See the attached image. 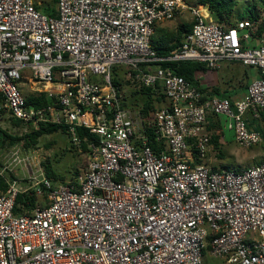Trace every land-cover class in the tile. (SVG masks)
<instances>
[{
    "label": "built area",
    "instance_id": "obj_1",
    "mask_svg": "<svg viewBox=\"0 0 264 264\" xmlns=\"http://www.w3.org/2000/svg\"><path fill=\"white\" fill-rule=\"evenodd\" d=\"M178 9L191 12L192 28L168 56H157L153 27ZM165 61L209 70L239 62L264 74V23L225 27L184 0H57L55 17L35 0H0V112L25 127L62 126L73 145L86 143L88 156L74 180L54 182L35 169L7 183L0 264H203L206 254L264 264V162L213 168L206 127L208 116L222 115L236 144H260L244 115L264 119V78L251 80L237 101L202 100L170 67L141 68ZM118 65L132 89L161 90L166 105L151 119L123 106L111 80ZM25 83L53 104H28ZM79 129L97 140L80 139ZM147 129L163 145L157 153ZM20 194L35 205L16 215Z\"/></svg>",
    "mask_w": 264,
    "mask_h": 264
},
{
    "label": "trees",
    "instance_id": "obj_2",
    "mask_svg": "<svg viewBox=\"0 0 264 264\" xmlns=\"http://www.w3.org/2000/svg\"><path fill=\"white\" fill-rule=\"evenodd\" d=\"M56 3L57 0H51L50 4H44L41 5V3L36 2V9L40 10L42 13L55 17L56 16ZM197 3L200 5H204L208 8L210 14L213 16V19L215 22L224 25L225 27L232 26L235 21L242 20V19H248L251 22L255 23L260 21L261 23H264V17L261 18V13L264 14V0H257V3H250L247 6H244V10H242L239 13H234L236 10V7L239 4V0H197ZM257 4L260 6V9H258ZM235 19V20H233ZM187 26H180L177 29V38L175 40L174 45L166 46L163 45L157 46L152 44L151 46L154 49L157 56L160 57H166L169 55V53L178 47L181 44L180 38H183V35L187 34L190 29ZM262 33V28L259 27L258 34ZM152 68L156 65H161L163 67L167 66L170 67L175 74L182 76L185 80L189 81L193 85L197 86L199 88V91L202 94V100L211 99L213 97H219L223 98L225 97L222 95L219 90L216 87L212 88H205L201 87L198 83V81L195 79V73L196 72H205L208 70V68L198 62L193 61H180V62H161V63H154ZM119 68L113 67L111 72V80L114 86H120L123 82L120 81V79L117 77V71ZM261 78H264V74H260ZM130 85L128 81H125ZM138 93L142 95V98L144 100L142 103L138 104L137 106H131L126 102V99L123 98L125 101L123 103V106L126 107H133L135 108L139 114L140 117L143 120H149L153 116L154 112L162 108L166 105V100L164 98V95L160 92V89L158 87L152 88H142L138 90ZM228 98V97H226ZM25 100L28 104H32L36 107H46L53 104V101L51 98H48L45 94H39L36 95L34 93H30L28 95H25ZM3 111L0 112V117ZM9 121V125L11 129H15V133L11 134L5 129H2L0 125V147H3L5 145H10L15 142H21L22 145L26 148H30L34 146L37 143V140L39 137L43 135H50L53 133H65V129L62 126L55 125V124H47V123H40L38 126L34 127L32 125H28L25 127L19 120L9 116L5 115ZM208 122L213 121L217 123V119H215L214 116H208L207 117ZM80 139H86L87 141H93L95 142L97 138L89 133L85 129H79L77 132ZM147 140L149 146L157 153L160 148L163 147L162 144H159L154 141L153 136L151 135L149 129H147ZM211 142L215 147H218V143L216 141L215 137L211 138ZM81 146L86 149V143L84 141L81 142ZM264 161L260 162L263 163ZM259 164V163H258ZM224 168H231V167H224ZM239 171L238 169H236ZM46 177L54 181L55 175L53 171H50L46 169ZM79 173L74 176L73 180L78 177ZM61 180V179H60ZM60 180H56L54 182H63ZM7 188V185L3 179V177L0 175V192H4ZM35 205V197L28 196L27 194H20L17 196L16 203L13 209V213L16 215L23 214L25 211L30 210Z\"/></svg>",
    "mask_w": 264,
    "mask_h": 264
},
{
    "label": "rangeland",
    "instance_id": "obj_3",
    "mask_svg": "<svg viewBox=\"0 0 264 264\" xmlns=\"http://www.w3.org/2000/svg\"><path fill=\"white\" fill-rule=\"evenodd\" d=\"M35 1L41 3V5L51 3V0ZM250 3H257V0H239V4L234 13L241 12L244 10L243 7ZM257 7L260 9L258 4ZM261 16V18H263L264 14L261 13ZM117 67L120 68L117 71V76L120 81L123 82V87L128 90L126 97L124 96L126 102L131 106H137L139 103L141 104L144 100L142 95L138 93V90L132 89V86L128 87V83L124 81V74L126 72L125 67L123 65H118ZM208 75L210 74L204 76L207 80ZM242 84L243 83H241V85ZM21 88L25 95L32 93L28 83L23 84ZM3 113L4 114L1 115L2 117H0V125L3 127L2 129H5L11 134L15 133L17 130L10 128L9 121L5 116L7 115V112L4 111ZM218 119L224 129L225 137L223 139L216 138L218 147H215V145L211 143L213 150L210 162L213 168L231 167L233 169L241 170L264 161V119L262 129H253L252 127V130L260 131L257 132L262 136L261 143L249 147L236 144V142H234L233 133L224 127V116L221 115ZM15 156L17 159H15ZM87 159V150L81 146V142L78 146L73 145L66 133L58 132L39 137L37 143L30 148L24 147L21 142H15L0 147V173L6 185L7 183H11L14 180L27 176L35 169H41L44 175H46V169L53 171L56 180H73L77 173H79L80 176L83 174ZM1 193L3 192H0V194ZM37 202H40V199H38ZM203 264L224 263L218 259H213L210 256H205Z\"/></svg>",
    "mask_w": 264,
    "mask_h": 264
},
{
    "label": "crops",
    "instance_id": "obj_4",
    "mask_svg": "<svg viewBox=\"0 0 264 264\" xmlns=\"http://www.w3.org/2000/svg\"><path fill=\"white\" fill-rule=\"evenodd\" d=\"M184 1L186 4L190 6H200L203 13L207 15V19L215 22L213 16L210 14L206 6L198 4L197 1L195 0H184ZM192 24H193V15L191 14V12L188 9H178L171 20L161 21L154 25L153 33L151 36L152 44L157 46L163 45L164 47L174 45L175 40L177 38L178 27L187 26L189 27L188 29L191 30ZM184 36L185 34L183 35V38H180L181 42L183 41ZM152 66L153 65H149V66L141 65V68L145 70L146 68H152ZM207 74H210L207 77L208 80L205 79L204 77L205 75L207 76ZM259 77H260V73L257 71V69L253 67L252 68L246 67L245 65L239 62H223L219 69H215V70L208 69L205 72L199 71L195 73V79L198 81L201 87H205V88L216 87L219 90V92L222 95H224L225 98L228 97V99L231 102L237 101L240 98H242L243 95L245 94L248 83L251 80ZM241 83L243 84L241 85ZM130 86L131 85H129L128 87ZM116 87L119 94L123 98L124 96L126 97L128 90L123 87V83L119 87L118 86ZM244 122L246 124V127L251 131H255L252 130V127L253 129L255 128L262 129L263 126V119H253L249 113H246L244 115ZM206 127L207 130L211 133V138L215 137L217 139H223L225 137L224 129L221 125L220 120L217 119V123H216L213 121L208 122L207 119ZM205 256L208 255L206 254Z\"/></svg>",
    "mask_w": 264,
    "mask_h": 264
}]
</instances>
